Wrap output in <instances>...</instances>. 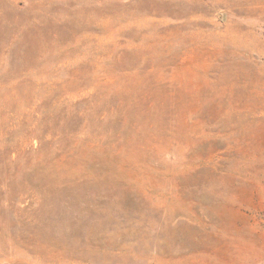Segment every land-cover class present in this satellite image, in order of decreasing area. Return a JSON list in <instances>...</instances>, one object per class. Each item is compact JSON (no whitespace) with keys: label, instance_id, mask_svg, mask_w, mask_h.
Instances as JSON below:
<instances>
[{"label":"rangeland","instance_id":"1","mask_svg":"<svg viewBox=\"0 0 264 264\" xmlns=\"http://www.w3.org/2000/svg\"><path fill=\"white\" fill-rule=\"evenodd\" d=\"M0 264H264V0H0Z\"/></svg>","mask_w":264,"mask_h":264}]
</instances>
